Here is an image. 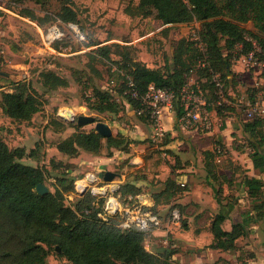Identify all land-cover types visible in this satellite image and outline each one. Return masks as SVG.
<instances>
[{
    "label": "trees",
    "instance_id": "obj_1",
    "mask_svg": "<svg viewBox=\"0 0 264 264\" xmlns=\"http://www.w3.org/2000/svg\"><path fill=\"white\" fill-rule=\"evenodd\" d=\"M47 1L49 0H18V5L39 11ZM70 3V0H60L55 20L63 25L73 23L79 26L76 22L77 13ZM137 10L143 15L155 11L163 24L169 26L199 22V41L202 47L198 48L196 40H177L171 46L170 54L165 57L162 68H149L127 55L119 67L122 68L120 86L109 88L100 84L101 70L96 67L101 58L109 59V47H96V44L89 42L88 46L95 48L90 52L92 60L87 66H69V76H62L53 70L41 71V90L51 92L73 83L82 87V90L91 91L87 96L83 94V97L88 101L92 112L98 115H117L124 111L123 102H126L139 121L145 124L143 118L146 115H138L135 111L140 108V98L148 85L153 83L177 96L192 72L186 56L194 52L193 61L210 84L206 90L201 88L206 98L207 111L214 110L219 118H223L227 111H233L228 102L218 103L213 77H219L224 97L232 100L228 91L235 85L237 75L232 70V60L252 48L243 24L249 21L253 24L257 34L252 37L264 51V0H138ZM71 43L72 37L67 34L61 42L54 44V48L59 50L60 46L66 47ZM236 46L239 48L237 52ZM128 78L134 83L136 97L132 95L133 89L127 86ZM0 107L13 120L29 121L41 109L42 100L32 83L23 80L14 82L10 90L1 93ZM174 111L176 128L182 113L178 100L174 102ZM63 125L79 129L72 122ZM240 127L252 149L250 158L254 169L264 173V115L244 121ZM167 136L170 134L167 133ZM103 140L110 151L115 148L127 152L119 135L103 138L95 130L78 131L58 141L56 148L62 155L75 157L79 151L98 152ZM127 143L128 140L125 141L126 145ZM168 143L169 140H166L163 145ZM216 146L224 150L220 143ZM215 148L213 153L207 152L205 156L207 182L212 187L219 206L210 224L213 238L207 247L231 253L236 250L237 239L250 234L253 223L261 224L264 221V181L243 175L241 183L251 207L249 212L241 213L238 208L239 198L233 192L237 190L236 186L228 187L230 191L224 194L221 182H230V177L218 174L216 167L212 168L213 160L220 162L224 155L222 152L217 160ZM33 153L34 149L29 152L31 155ZM25 155L23 147L9 148L0 138V264H46L48 247L51 245H58L60 255L72 264H160L158 251H149L144 246L145 238L153 230H123L119 227L120 220L117 216L108 221L102 220L97 213L102 210L105 198L92 195L89 191L78 196L75 191L76 178L68 172L69 164L57 165L61 166L53 174L54 192L48 191L40 195L36 187L40 183L44 184L45 174L38 168L21 163L20 159ZM111 155L112 151L107 156ZM233 166L236 168L232 172L239 169V165ZM163 185L151 197V204L143 207L160 217L157 207L159 204H169L171 196L176 192L174 179L167 178ZM71 194L78 196L72 207L65 204V198ZM121 194H128L125 203L120 199ZM140 194L135 185L126 182L120 183L117 196L124 204H138L136 196ZM174 207L181 211L176 205L171 206L170 210ZM171 240L169 238V242ZM163 251L166 252L167 248Z\"/></svg>",
    "mask_w": 264,
    "mask_h": 264
},
{
    "label": "rangeland",
    "instance_id": "obj_2",
    "mask_svg": "<svg viewBox=\"0 0 264 264\" xmlns=\"http://www.w3.org/2000/svg\"><path fill=\"white\" fill-rule=\"evenodd\" d=\"M70 2L77 13L76 22L89 42L96 44V47L101 45L109 47V59L101 58V62L96 63V67L101 70L100 84L103 87L120 86L122 68L119 69V67L127 55L149 68H162L165 57L170 54L171 46L177 40L181 38L196 40L200 49L201 24L197 21L175 26L163 24L155 11L148 15L141 14L137 10L138 0H70ZM59 8L60 0L47 1L39 11L20 7L18 0H0V99L1 93L10 90L14 82L25 80L32 83V86L40 93L42 100L41 109L29 121L13 120L4 114L0 107V138L9 148L23 147L26 155L20 159V162L42 170L45 174V186L49 191L54 192L53 174L60 169L61 165L57 166L58 164L64 166L69 164L68 172L77 181L85 178L88 173L97 175L101 172V156H107L111 151L112 155L117 151H122L115 148L110 151L105 147L104 140L102 147L96 153L79 151L75 157H68L57 150L56 143L58 141L78 131L95 130V123L80 126L78 130L63 124L72 122L76 125V117L79 115L94 116L96 122L101 121L110 125L112 136L119 135L123 139V146L125 145L127 152H122L128 154L133 152L130 155L131 158L136 155L141 158L136 160L139 161L138 163L130 164L128 162L130 157H128L112 165L113 172L124 175L121 184L129 182L135 185L140 193L149 194L152 197L163 188L167 178L175 180L174 190L176 192L171 196L169 204H166L167 209L164 210L165 206L160 209V206L165 204H159L157 207L163 223H165L170 207L178 206L176 200L179 195L188 190L189 185L202 179L193 172L190 173L191 177L187 181L180 177L184 174V172L178 171L181 169L184 156L185 158L190 157L191 160L188 163L197 167L192 152L187 153L189 149L186 145L180 144L183 138L179 135L178 125L173 138L167 136L165 131L162 136L156 137L148 116H144L145 124L142 123L126 102H123L124 111L117 115L108 113L98 115L89 109L88 101L83 97V94L86 96L90 94L89 89L85 91L82 90V87L70 83L69 86L59 87L51 92L41 90L39 83L41 71L53 70L62 76H69V66L86 67L92 60L90 52L95 48V46H91L84 52L72 53V51L80 49L81 46L73 38L71 45L66 46L71 47V50L62 51L63 55H55L44 47L41 30L55 20ZM242 26L247 37L254 40L252 36L257 34V30L253 24L249 21ZM238 50L239 48L236 46L235 52ZM193 53L186 56L189 66H192L190 81L206 90L210 84L206 81L204 73L196 67L192 57ZM232 70L237 75L235 85L228 91V94L232 92L237 95V112L240 124H242L247 121L245 112L250 104L257 103L264 107V73L260 74L252 69L246 70L240 65H234ZM63 109L73 114V121L62 118ZM173 116L175 118V114ZM232 137V144L237 147V152H239V158L234 162H240V165L238 170L232 172L236 168L233 165L237 163L230 160V169L226 171L229 176L225 175L230 177V182L222 181L221 184L223 189L236 186L238 198L241 199L240 203L238 202V208L240 212L246 213L250 211L251 204L247 202V197L243 196L241 179L243 174L250 171L246 168V161H249L252 149L241 127L232 133ZM127 140L126 145L125 141ZM166 140H169L172 146L164 147L163 144ZM220 144L225 146L221 142ZM32 149H34V153L31 155L29 152ZM221 159L220 162H212V168L216 167L218 172H224L228 168L227 160L224 161L223 157ZM204 182L208 183L207 179ZM181 183H184L185 186L182 187ZM98 184L101 185V179L98 180ZM127 195H120L122 202L125 203L128 200ZM77 197L75 194L67 196L65 204L72 207ZM192 210L189 209L188 212H192ZM184 221L187 219L182 216L180 226L171 225L169 231H164V234L169 236L168 241L169 238L172 239L169 245L158 248L156 245L160 264H198L195 263L198 259L201 262L199 264H264V238L249 234L237 239L234 252L213 250L208 248V245H204L202 248L186 252L191 255L195 252L200 256L192 255L184 258L181 254L184 252V244L176 239L174 233L171 232L180 231ZM163 229L165 230V228ZM203 237L204 242L207 243L205 241L207 237ZM149 238L147 236L144 240L145 247ZM57 247L58 245L48 247L46 264H72L60 255V249L57 250ZM165 248H167L166 252L163 251Z\"/></svg>",
    "mask_w": 264,
    "mask_h": 264
},
{
    "label": "built area",
    "instance_id": "obj_3",
    "mask_svg": "<svg viewBox=\"0 0 264 264\" xmlns=\"http://www.w3.org/2000/svg\"><path fill=\"white\" fill-rule=\"evenodd\" d=\"M41 31V39L44 47L55 55H63V52L71 50V47L62 48L60 46L59 50L54 48V44L61 42L67 34L71 35L75 42L81 45L80 49L72 51V53H81L90 49L87 36L76 24L70 23L63 25L59 20H54ZM247 39L252 44L251 50L246 54H241L234 58L232 60V67L234 65H240L241 67L246 68V70L252 69L260 74L264 73V51L261 50L255 40L248 37ZM200 47L202 46L200 45ZM191 76L181 87L177 96L174 92L151 83L148 85L145 94L140 98L141 106L135 112L138 115L145 114L148 116L151 121L152 131H154L156 137L162 136L164 132L162 127L164 110L168 112L174 111V102L176 100H178L182 108L181 116L178 118V124L181 130L193 131L196 133H208L213 129L214 125L206 109L207 102L204 93L197 84L190 81ZM213 82L217 88V94L219 97L218 103L227 102V99L223 95V87L219 77L214 76ZM127 86L131 89L134 88V83L131 78H128ZM132 95L136 97V91H134V89ZM245 115L247 120L263 116L264 107L257 103L250 104ZM215 151L217 153V160H219L220 154L223 150L216 146ZM95 176V182L93 184H87L86 192H90L91 188H101L106 185L102 180L101 185H99L98 180H100V178H98L97 175ZM81 180L84 181L83 184H86L85 178L76 181L75 191L78 196L80 195L77 192L76 186L77 184H82L80 183ZM119 185L120 182L118 178H116L113 182L108 184L109 189L106 195H95L90 192L92 195L105 198L102 210L97 213L102 220L108 221L110 218L117 216L120 220L119 227L123 230H130L133 228L143 231L157 230L164 225L162 218L158 214L143 208L146 204L144 203V200H139L138 196H136V199L139 201L138 204L122 203L117 196ZM181 186L184 187L185 184L181 183ZM129 199H132L131 196H129ZM181 218L182 216L178 208H172L169 212L165 227L170 228L171 225L180 226Z\"/></svg>",
    "mask_w": 264,
    "mask_h": 264
},
{
    "label": "crops",
    "instance_id": "obj_4",
    "mask_svg": "<svg viewBox=\"0 0 264 264\" xmlns=\"http://www.w3.org/2000/svg\"><path fill=\"white\" fill-rule=\"evenodd\" d=\"M229 95L233 98L232 100L227 99V102L229 106L233 108V111H228L225 113V116L223 118H219L214 110L208 111L209 116L213 122V129L208 133H196L193 131H183L179 129V124L177 123V129L180 133L179 135L183 138L180 141V144L184 143L186 147L189 149V151L192 152V156L196 161V166H193L188 163L190 161V157L185 158L183 157V162L181 164V169L178 171L184 172V174L180 177H183V179L188 180V178L191 177L190 173H195L197 177H201L202 179L200 181H195L192 185H189L188 190H185L183 194L179 195V197L176 200V204L181 209V216L187 219V221L183 222V228L180 229V231H171L174 233L176 239L181 241L183 246V257L186 256L190 257L192 255L200 256L198 253H186L187 251H191L192 249H198L202 248L204 245H209L212 242L213 235L210 231V224L212 221L213 216L218 211V203L216 199L214 198V192L212 187L205 183L204 181L207 179V171L205 170V156L206 153L211 152L213 153L214 148L218 143H223L225 146L224 149V155L222 156L224 161L227 160L226 165L227 169L224 172H218V174H227L226 171H229V166L231 165L230 160L232 162L235 161V159L239 158V152H237V147L233 146L232 144V133L234 131H238V128L240 127V120L238 117V105H237V95H234L229 93ZM249 103V102H247ZM173 114H175V111H166L163 112V118H162V127L163 130L170 134L171 138H173L174 133L177 131L175 128L176 119L173 118ZM110 126V125H109ZM119 129V127L117 126ZM171 143H168L167 145H164V147H168ZM172 146V145H170ZM133 153V152H131ZM131 153H125L122 151H117L113 153L111 156H101V171L111 170L112 171V165L114 163H118L120 161H123V159H127L130 157ZM138 158H140L138 155L130 157L129 163H138L139 161H136ZM141 159V158H140ZM212 161V160H211ZM216 162V160H213ZM237 163V162H234ZM236 165H240V162H238ZM246 168L250 171L247 172L246 175L253 176L260 178L264 181V175L263 173H259L257 170L254 169L253 163L251 158L249 161H246ZM245 175V174H243ZM123 176L120 174V177H118L119 182L123 181ZM242 187V186H241ZM243 196L247 195L245 191V187L243 186L242 189ZM229 188H224V194H227L229 192ZM235 192V195L238 196V190H233ZM242 194V193H241ZM140 195L145 196L143 198L144 203L146 205L151 204V197L149 194L141 193ZM139 196V195H138ZM142 200V201H143ZM241 199H238V202L240 203ZM248 203H250L249 200H247ZM251 204V203H250ZM164 210L167 209V205H161L160 209ZM189 209H193L192 212H188ZM170 212V211H169ZM242 213V211H241ZM160 214V213H159ZM169 215V213H168ZM162 218V217H161ZM163 221V219H162ZM164 225L157 229L153 230L148 236L150 237L146 241V247L149 251L157 252L158 247H165L169 241L168 236L164 234L166 231H169L171 228L165 227L166 222L163 223ZM165 228V230L163 229ZM250 236H256L259 238H264V221L261 222V224L253 223L250 226ZM165 231V232H164ZM157 233H163V234H157ZM207 237L204 242V237ZM151 243V244H150ZM157 245V248H156ZM159 245V246H158ZM196 261V260H195ZM195 263H201L200 259H198Z\"/></svg>",
    "mask_w": 264,
    "mask_h": 264
},
{
    "label": "water",
    "instance_id": "obj_5",
    "mask_svg": "<svg viewBox=\"0 0 264 264\" xmlns=\"http://www.w3.org/2000/svg\"><path fill=\"white\" fill-rule=\"evenodd\" d=\"M62 118L69 120V121H73L74 118H66L61 114ZM91 123H95V131L96 133H98L99 135H101L103 138H107L109 136L112 135V129L111 127L105 123V122H101V121H95V117L94 116H90V115H79L76 117V124L80 127L86 124H91ZM97 177L100 178L104 183H106L105 186L99 188V187H94L91 188L90 192L92 194H99L101 196H104L107 194L109 186L108 184L113 182L115 180V178L120 177V175L116 172H113L111 170H106V171H101L97 174ZM96 180V176L89 173L85 176V182L86 184H77L76 188H77V192L79 193V195H83L86 190H87V184H93ZM36 191L40 194V195H44L46 194L49 189L44 185V184H38L36 187ZM145 196L143 195H139L138 199L139 200H143ZM57 250H59V248L57 247Z\"/></svg>",
    "mask_w": 264,
    "mask_h": 264
},
{
    "label": "bare ground",
    "instance_id": "obj_6",
    "mask_svg": "<svg viewBox=\"0 0 264 264\" xmlns=\"http://www.w3.org/2000/svg\"><path fill=\"white\" fill-rule=\"evenodd\" d=\"M61 114H62L64 117L68 118V119L73 117V114H72L71 112L69 113L68 111H64V109L62 110ZM80 183L83 184L84 181L81 180Z\"/></svg>",
    "mask_w": 264,
    "mask_h": 264
}]
</instances>
